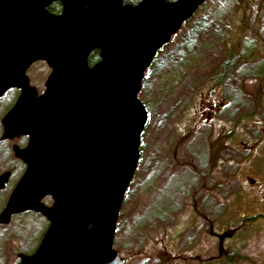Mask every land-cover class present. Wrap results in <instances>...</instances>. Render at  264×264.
Returning <instances> with one entry per match:
<instances>
[{
	"label": "rangeland",
	"instance_id": "1",
	"mask_svg": "<svg viewBox=\"0 0 264 264\" xmlns=\"http://www.w3.org/2000/svg\"><path fill=\"white\" fill-rule=\"evenodd\" d=\"M138 97L149 118L113 240L124 264H264V0H205ZM11 147L0 141V173L12 172L0 212L20 176ZM47 226L32 211L0 223V264L32 253Z\"/></svg>",
	"mask_w": 264,
	"mask_h": 264
},
{
	"label": "water",
	"instance_id": "2",
	"mask_svg": "<svg viewBox=\"0 0 264 264\" xmlns=\"http://www.w3.org/2000/svg\"><path fill=\"white\" fill-rule=\"evenodd\" d=\"M53 1L0 0V96L21 89L0 138L28 137L12 147L25 170L0 223L24 211L48 221L17 264H124L113 248L116 220L148 121L137 94L155 53L205 0H58V15L46 11ZM39 59L51 71L36 95L25 70ZM9 177L0 173V189Z\"/></svg>",
	"mask_w": 264,
	"mask_h": 264
},
{
	"label": "flooded vegetation",
	"instance_id": "3",
	"mask_svg": "<svg viewBox=\"0 0 264 264\" xmlns=\"http://www.w3.org/2000/svg\"><path fill=\"white\" fill-rule=\"evenodd\" d=\"M139 0H122V4H137ZM61 9H62V4L60 1H53L51 2L47 7H46V11L50 14H60L61 12ZM90 54H93L95 57L94 59V62L95 63L96 61L99 60V54H98V51L97 50H94L92 51ZM89 54V55H90ZM89 57V56H88ZM39 63H42L44 65V68H40L38 67L37 65ZM92 63V64H93ZM89 64V63H88ZM92 64H89V65H92ZM32 69V70H31ZM51 69L50 67L47 65V63L42 60V59H39V60H35L33 62H31L29 64V66L27 67V69L25 70V75L28 79V83L29 85L33 86L35 88V91H36V95H40L43 93L44 89H45V83L47 81V78L49 76V73H50ZM21 89L19 87H10L8 88L6 91H4V93L0 96V101L4 98V97H7V96H12V99L10 102L6 103L4 106V112L6 113L15 103V100L17 98V96L19 95ZM3 102L2 101L0 103V106L3 105ZM3 112V113H4ZM218 113V110L216 109H206V110H202L201 111V114H199V117L201 116L202 118H210V117H213L214 114ZM4 114H2L0 116V129H1V132H0V136L2 134V123H1V118L3 117ZM229 133V132H228ZM230 137H232V141H233V131L230 132ZM0 141H7V142H10L12 147L13 145H17L18 147H24L28 141V137L26 135H18V136H15L13 138H7V139H1L0 138ZM19 141V142H17ZM21 143V144H20ZM12 147H11V150H12ZM12 153H13V150H12ZM14 155V153H13ZM15 156V155H14ZM16 159V161L19 163L18 167H20L19 169V174L20 176L23 174L24 170H25V164L24 162H22L19 158L17 157H14ZM9 170V169H8ZM10 171V176H11V170ZM19 176V177H20ZM45 198H48L50 200V203L52 202V199L50 196H45L43 199ZM47 204V205H49ZM45 220H47L45 217H43Z\"/></svg>",
	"mask_w": 264,
	"mask_h": 264
},
{
	"label": "trees",
	"instance_id": "4",
	"mask_svg": "<svg viewBox=\"0 0 264 264\" xmlns=\"http://www.w3.org/2000/svg\"><path fill=\"white\" fill-rule=\"evenodd\" d=\"M165 45H166V44H165ZM165 45H164V46H165ZM164 46H163V47H164ZM163 47H162V48H163ZM162 48H161V49H162ZM94 57H95V56H94L93 54H90V55H89V57H88V63H89V64H92V63L94 62V59H95ZM229 61H230V59L227 57V59L225 60L224 64L222 65V66H223V69H224L225 66L229 65ZM144 79H145V77L142 79L141 89H142V86H143V83H144ZM141 89H140V90H141ZM139 93H140V91H139ZM138 95H139V94H138ZM141 102L143 103V105L145 106V108L148 110L147 104H146L145 102H143L142 100H141Z\"/></svg>",
	"mask_w": 264,
	"mask_h": 264
}]
</instances>
